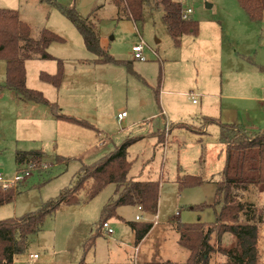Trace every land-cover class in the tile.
<instances>
[{"label":"rangeland","instance_id":"obj_1","mask_svg":"<svg viewBox=\"0 0 264 264\" xmlns=\"http://www.w3.org/2000/svg\"><path fill=\"white\" fill-rule=\"evenodd\" d=\"M174 1L180 3L183 11L188 8L192 10L190 17L199 21L203 32L208 30L210 19L217 17L223 8L231 5L237 7L235 0ZM57 2L74 7L83 17L92 13L95 8L93 0H64L65 4L60 0ZM98 2L104 4L95 14L102 35L100 47L104 52L114 59L129 58V55H132V45L138 41L137 33L145 44L143 55L147 56V59L135 62L131 71L123 65L95 63L96 55L86 48L80 34H77L68 22L65 24L67 29H59L58 19H61L62 15L57 9L47 6L46 16L50 24L58 25L57 30L66 36L65 42L54 43L48 50L51 55L62 61L65 71L61 89L63 94L69 97V102H74V105L70 103L71 106L66 110L88 117L101 131L100 136L93 131L94 135L103 139L104 143L85 154L76 155L74 151L63 154L59 149L54 150L53 145L42 143L44 136L35 129L37 127L39 130L38 123H30L31 131L26 132L28 128L22 119L16 115L11 116L0 124V175L5 182H11L17 171L14 162L15 146L1 138L14 134L22 135V138L27 140L18 143L17 150H41L44 157L42 162L34 161L37 169L33 170L25 181L15 185L16 189L26 191L25 195H29L30 199L55 198L61 189L70 185L81 164L91 165L110 153L126 137L141 135L142 137L127 151V159L132 163L129 176L142 180L151 172L152 179L160 182L156 212L146 214L139 212L135 206L117 208L116 217L108 220L114 234L106 236L101 230V235L95 239L93 247L83 252L90 231H95L102 207L113 197L114 186L109 185L85 206L74 205L80 207H70L77 210H71L69 214L59 208L53 216L47 218L40 238L49 241V235L55 238L52 246L57 250L54 254L47 256V253L37 250L40 242L36 237L29 238L28 251L38 252L41 261L47 262L46 264H153L168 260L174 264H185L188 253L178 245V234L174 225L214 223L213 208L198 207L213 203V181H217L225 166L226 154L218 145L216 126H208L207 133L203 136H196L186 130L175 131L177 142H172L170 132L175 127L168 123L198 125L199 113L203 110L201 106L204 108L202 114L209 117L222 110L221 102L223 106L231 102L227 98L214 100L211 94H220L221 91L223 95L231 93L224 87L218 58L212 60L199 53V46L195 45L193 37H182L181 46H174L162 20L161 6H156L152 0H145L142 21L133 24L129 21L116 22L114 7L108 4V0ZM38 36V29L33 27L31 37L38 39ZM55 66L53 60H34L27 63V85L32 89L37 88L36 90L46 89L45 94L48 97L44 94L43 96L51 102L56 98L57 91L41 82L39 73L49 69L55 72ZM201 87L204 91H199ZM156 91L165 93L156 95ZM186 93L200 95L194 97L198 106L192 105L191 99L184 95ZM119 108L129 115L126 123L138 120L134 128L123 129L117 124L115 116ZM160 111L166 112V119L147 118ZM196 129L200 131L202 128L199 126ZM247 135L251 137L249 133ZM45 138L49 139L46 136ZM58 156L60 162L56 161ZM253 156L257 159L256 150L232 151L228 163L231 167L229 175L233 177L235 173L238 174L243 161L252 159ZM248 163L250 166H256L251 161ZM183 175L199 177L204 182L180 190L176 178ZM211 179L213 181H210ZM259 198V202L264 203V196L260 194ZM256 207L264 208L263 205ZM80 209L84 210V218L79 212ZM136 216H141V219L135 221ZM125 222L154 224L150 233L136 245L134 235ZM240 223L243 224V220L240 219ZM50 230L55 232L54 235L49 233ZM260 234L262 238L259 247L264 257V234ZM229 238L235 239L226 234L219 249L231 248L232 242ZM211 243H215L214 236ZM24 257L18 256L17 263L24 264ZM225 258L219 253H214L209 264H224L227 261ZM55 259L57 261H54Z\"/></svg>","mask_w":264,"mask_h":264},{"label":"trees","instance_id":"obj_2","mask_svg":"<svg viewBox=\"0 0 264 264\" xmlns=\"http://www.w3.org/2000/svg\"><path fill=\"white\" fill-rule=\"evenodd\" d=\"M57 9L77 30L86 48L96 55L95 63L123 64L131 71V63L118 61L104 52L100 47L99 34L87 19L82 18L74 7L64 6L57 0H41ZM252 22H260L264 13V0H235ZM122 7L127 17L134 22L143 18L145 0H112ZM156 6L163 9L162 20L174 44L179 47L183 36H197L199 24L189 18L183 20L180 3L174 0H153ZM64 40L47 29L40 31L38 39L31 38L30 28L20 21L18 13L13 10L0 9V60L5 61V83L2 88L14 90L19 99L32 101L49 108L56 120L67 121L94 129L86 121L63 114L55 103H50L41 92L26 87L25 62L34 58L54 60L57 72L54 75L40 74V79L54 87H59L63 76L62 61L48 53L51 43H62ZM160 84V83H159ZM1 88V87H0ZM158 91H156V95ZM206 123L219 127V143L225 145L226 163L219 173L215 185V197L212 204H202L198 208H213L215 221L212 224L200 222L194 224H175L178 234V245L188 252L185 264H209L211 255L219 253L226 257L225 264H260L257 249L259 226L264 224V208L255 204L241 202L242 193L248 189V183L240 179H229L228 163L232 151L256 150L257 182L264 185V130L249 133L234 125L221 124L217 120L206 119ZM184 127V125H182ZM140 138L130 137L106 156L91 165H81L73 175L71 184L60 190L55 198L44 202L34 212L17 218L0 220V264H13L14 258L22 254L31 236L41 231L47 218L53 216L62 205L74 206L88 203L96 198L109 185L114 186L113 197L102 207L95 231L88 237L83 252L93 247L95 239L101 235L102 224L116 217V210L121 206L141 207L146 214L156 212L159 198L160 182L154 180H135L129 177L132 163L127 159L128 148ZM40 152L17 153L16 163L30 160L40 162ZM60 162V158H57ZM199 177L177 176L176 184L181 190L186 187L203 184ZM17 190L11 187L0 190V206L13 202ZM220 205L216 211L214 207ZM243 217L245 223L241 224ZM120 219L119 217H117ZM134 233L135 244L140 243L151 230L152 223L125 222ZM232 235L237 241V249H219L222 237ZM212 236L215 243H211ZM217 246V247H216ZM79 264H82L80 262ZM153 264H174L170 261Z\"/></svg>","mask_w":264,"mask_h":264},{"label":"crops","instance_id":"obj_3","mask_svg":"<svg viewBox=\"0 0 264 264\" xmlns=\"http://www.w3.org/2000/svg\"><path fill=\"white\" fill-rule=\"evenodd\" d=\"M60 1L63 4H65L64 0H60ZM92 4L95 7L92 13L88 14L86 17H83L82 15L80 16L84 19H87V22L92 24L93 27H95V29L99 34V42H102V35L95 14L104 7V4H101V2H98V0H93ZM108 4H111L114 7L116 22L129 21L132 22L133 24L136 23L127 17L125 11L121 6L120 7L116 6L112 2V0H108ZM47 6H51V5L44 3L41 0H0V9L16 11L18 13V17L20 21H22L23 23L29 26L30 35H32L33 27L38 29L39 34L42 29H47L52 33L61 37L64 40L63 42H65L66 36L62 33L60 34L59 30H57L58 27L60 26L59 29H61V27L62 28L65 27L63 29H67L68 27L67 25H65L67 24V22L72 26V28H74V26L64 16H61L60 17L61 19H58L59 26L50 24V21L47 19L46 16ZM196 21L199 24V32L197 36L195 37L191 36V37L195 39V45L197 47L199 46V53H203L206 57H209L212 60L218 58L219 70L221 71L224 78V82H223L224 87L226 90H229L231 93V94L223 95L221 91L220 94H211V96L214 100L221 101L223 98L225 99L227 98L231 102L227 103V106H223V103L221 102L220 105L222 107L221 108L222 110L218 114H213L209 117L208 116L205 117V114H202L204 113V108L203 106H201L203 110L202 112L199 113L200 121L198 125L186 124L181 122L172 123L169 121L170 123L168 124L173 125L175 127L170 132V136L173 137L172 142H177V136H175V131L186 130L191 132L192 134H195L196 136H203L206 135L208 126L210 125H214L218 128V138H219V127L215 124L206 123L205 122L206 119L217 120L221 124H225V125H234L238 129L247 133H256L264 130V13L260 22H252L247 17L245 12L237 4V7L235 5H231L230 7L228 6L226 8H223L217 17L210 19V22L208 23V30L206 32H203L199 21L198 20ZM74 30L77 32L75 28ZM77 34L79 33L77 32ZM137 36L139 38V33H137ZM54 43L50 44L48 50L52 47ZM51 56L54 58L56 57L54 55ZM145 57H146L145 59H147V56ZM149 57L151 58V55ZM56 59L59 60V58ZM34 60H41V59L34 58L31 60H27L25 62V73H26L25 85L27 88L31 90H36L37 88L32 89V87L27 85V81H28L27 63ZM115 60L128 61L131 63V68L133 67V64L135 62H139L133 60L131 54L129 55V58H117ZM42 61H50V60H42ZM54 62L56 65L54 70L55 72H51L50 69L47 72L42 71L39 73V79L41 73H45L47 75L56 74L57 63L56 61ZM117 65H123V64H117ZM5 70H6V63L5 61L0 60V87H1L0 88V124L10 119L11 116L15 117L16 115L18 118L22 119V122L24 124H26V128H28V131L26 132H30L31 130L29 129L30 128L29 124L32 122H36L39 125V130L37 127H35L36 131L40 135L44 136L45 139L42 140V143L44 145L46 143L53 145V147H55L54 150L59 149L60 153L63 154L69 153L70 151H74L76 155L85 154L86 152H89L97 148L102 143H104L103 139H98L97 136L94 135L93 131H95L99 136L101 131L96 127L95 124L90 122L88 117L79 116L77 114H74L66 110L69 109L71 104L74 105V102L72 100L71 102H69L70 101L69 97L64 95L61 89L62 83L65 79L64 68H63L62 81L59 87H54L51 84L46 83L40 79L41 82L51 86L57 91V96L55 99H53L54 100L53 102L49 101L48 99L47 100L50 103L57 104L58 107L60 108V111L63 114L74 117L79 120L86 121L89 124H91L94 127V129L86 128L78 124L67 121L56 120L51 115L48 107L32 101L21 100L19 99L17 93L14 90L2 88L5 83ZM49 73H53V74H49ZM38 89L39 90L36 91H39L42 93V95L44 94L46 97H48L45 94L46 89L43 88H38ZM199 91H204L203 87L199 88ZM160 93H165V92L158 91V94ZM184 95L186 97H189L191 99V102L195 100L194 97L196 98L197 96H200L199 94H193V93L190 94L186 93ZM192 105L198 106V102L197 101L195 103L192 102ZM121 111H125V110L119 108L116 112V116ZM116 116H115V120L117 124H120L123 129H132L138 123L137 119L131 121L129 124L126 123V120L129 117L127 112H126V117L121 121H118L116 119ZM161 117L165 118L166 112L160 111L159 113L151 114L147 118H151V120H155ZM182 125L186 127H182ZM199 126L202 128L200 131L196 129ZM152 134H154V132ZM45 136L48 137L49 139L45 138ZM130 137L141 138L142 136L141 135L128 136L125 139ZM1 139H3V141L7 140L8 144H13L15 146L16 150L14 152V162L16 165H18V163H16L17 153H28L35 151L40 152L41 153L40 161L42 162V159L44 157V152L41 150H34V151L17 150L18 143L25 142L27 140V138L26 139L22 138V135L14 134V136H10L8 138H1ZM156 141L158 142V138L156 139ZM218 145L221 148L220 149L221 151L223 150L225 151V145L219 143V141H218ZM27 160H30V158L28 157ZM249 161H251L253 164L255 163L256 166L253 165L250 166L248 163ZM230 168L231 167L228 164L227 176L229 179H234V180L240 179L248 183L247 191L242 193L241 202L244 204L248 203V204H255L256 206L258 205L264 206V203L259 202L261 201L259 198L260 194L264 196V189H263L264 185L259 184L257 182V170H256L257 159H255L253 156L252 159L244 160L243 164L239 169L240 170L239 173L238 174L235 173L233 177L229 175L231 171ZM150 174L151 172H148L146 178L142 179L141 181H145L148 179L155 181V179H152ZM129 177L135 180H139L131 176ZM210 181H212V179ZM16 190H17V194L13 202L0 206V220L17 218L24 214L34 212L35 210L39 209L44 202L51 199L49 198L47 200H43L42 198L39 197H38L39 199L36 198L30 199L31 197L29 195H25L26 191L21 192L19 189ZM260 191H263V193H260ZM253 195L258 198H255ZM85 205L86 203L81 206H85ZM70 207L72 206L62 205L60 208L64 212H68L67 214H69V211L71 210H77L73 208L71 209ZM73 207L77 208L80 206H73ZM135 207L139 212H143L140 211L137 206ZM214 209L218 211L220 209V205H218ZM79 212L81 213L82 218H84L85 217L84 210L82 211V209H80ZM136 217H140L141 219V216H136ZM136 217H135V221H137ZM242 220L244 224L245 221L243 217H241V221ZM152 229L153 226L151 230ZM174 230L176 231L175 225H174ZM43 232L44 231L41 230L37 234L31 236L38 238L40 242V243L38 242L39 247L37 250H39L40 252L47 253V256L50 254H54L57 250L54 249V247L52 246L53 241H55L54 240L55 238L50 237L49 235V239L51 241L41 240L40 236L42 235ZM90 232L91 233L89 234V236L92 234V230ZM260 232L264 234V224L259 226V238L257 242V249L260 255V262H261L260 264H264V257L259 247L262 238ZM49 233L54 235L55 232H53V230H50ZM131 233L134 235L132 231ZM222 238L224 240L226 238V235H224ZM229 240H231L232 245L231 248H226V249L228 250L237 249L236 239L229 238ZM136 249L137 246H135V250ZM21 255L25 256L24 264H28L29 262H32L33 264L47 263L43 260L41 261V256L38 252L28 251V247H27L22 254L17 255L14 258L13 264H18L17 257ZM30 255H38V258L32 261L30 260L29 257ZM54 261L57 260L55 259ZM225 263L226 262H224V264Z\"/></svg>","mask_w":264,"mask_h":264},{"label":"built area","instance_id":"obj_4","mask_svg":"<svg viewBox=\"0 0 264 264\" xmlns=\"http://www.w3.org/2000/svg\"><path fill=\"white\" fill-rule=\"evenodd\" d=\"M191 14H192V10L188 8L185 11L182 10L181 17L183 20H187L189 19ZM144 48H145L144 42L142 41L141 38H138V41L134 43L131 47L133 60L145 61V57L143 55ZM192 102L195 103L196 101L193 100ZM125 117H126V112L121 111L120 113L117 114L116 119L118 121H121ZM35 169H37V164L33 160H27L18 163L16 174L11 182H5L0 175V190H8L9 188L14 187L15 185L25 181L27 178L31 176V172ZM138 208L140 211H142L141 207ZM136 220H140V217H136ZM102 231L106 236H111L113 234V229L110 227L108 221L102 224ZM29 257L30 260L33 261L38 258V255H30ZM28 264H33V263L29 262Z\"/></svg>","mask_w":264,"mask_h":264},{"label":"water","instance_id":"obj_5","mask_svg":"<svg viewBox=\"0 0 264 264\" xmlns=\"http://www.w3.org/2000/svg\"><path fill=\"white\" fill-rule=\"evenodd\" d=\"M208 7H210V6L208 5Z\"/></svg>","mask_w":264,"mask_h":264}]
</instances>
